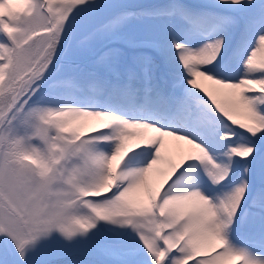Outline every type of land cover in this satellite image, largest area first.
<instances>
[{
  "label": "snow or ice",
  "instance_id": "snow-or-ice-1",
  "mask_svg": "<svg viewBox=\"0 0 264 264\" xmlns=\"http://www.w3.org/2000/svg\"><path fill=\"white\" fill-rule=\"evenodd\" d=\"M0 264H264V0H0Z\"/></svg>",
  "mask_w": 264,
  "mask_h": 264
}]
</instances>
